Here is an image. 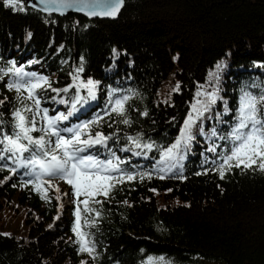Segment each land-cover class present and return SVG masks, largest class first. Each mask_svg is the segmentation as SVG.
Instances as JSON below:
<instances>
[{"label": "trees", "instance_id": "trees-1", "mask_svg": "<svg viewBox=\"0 0 264 264\" xmlns=\"http://www.w3.org/2000/svg\"><path fill=\"white\" fill-rule=\"evenodd\" d=\"M18 2L23 11L0 0V137L12 134L20 107V93L7 87L14 64L47 79L51 87L37 91L40 110L68 116L60 128L98 121L85 131L112 137L81 155L115 153L135 179L96 197L102 203L92 213L79 204L90 255L74 232L71 185L56 178L37 190L24 168L0 170V264H264V172L233 167L221 179L218 171L232 146L220 136L238 123L240 98L264 93V0H126L114 20L47 14ZM88 80L94 96L80 86ZM198 92H215L216 103L169 170L164 152L181 139L192 106L206 100ZM125 95L120 117L110 109ZM129 136L153 148L136 149ZM65 188L74 201L63 196L62 208L56 190Z\"/></svg>", "mask_w": 264, "mask_h": 264}, {"label": "snow or ice", "instance_id": "snow-or-ice-1", "mask_svg": "<svg viewBox=\"0 0 264 264\" xmlns=\"http://www.w3.org/2000/svg\"><path fill=\"white\" fill-rule=\"evenodd\" d=\"M4 2L9 8L24 10L22 2H18V0H4ZM40 3L45 5L46 10L49 11H51L50 5H55L57 10L76 7L81 11L102 7L103 12L90 11L88 14L115 16L122 6L123 0H113L111 3L107 0L104 3H101L100 0H95L93 3H89L88 0H40ZM220 68L221 65H217V69ZM82 71V68L77 69V72ZM7 73H11L14 77L13 82L9 83L7 87L20 93L17 97L20 107L12 114L14 118L12 134L0 137V145H2L0 147V161L7 159L6 164L0 165V170L7 169L15 175L18 168H24L25 172L22 175L29 176L30 179L27 183L33 184L37 190L44 185V177L59 178L71 185L77 199L74 232L80 238V251L91 255L95 249L94 245H91L90 241L85 238L87 234L81 231L79 204L84 205L83 211L85 213H92L94 209L91 205L102 203L96 197L101 195L108 197L110 191L125 177L130 181L135 179V176L127 174L121 169L120 164L124 161H121L115 153L112 154L113 158L104 160L93 155H81L87 152L89 148L98 145L107 147V141L112 138L99 131L95 134L91 131H85L91 128L92 123H98V121L84 123L77 127L60 128V122L67 120L68 116L60 113L52 117L48 115L46 110H40L41 100L37 91L43 84L51 87L46 78H37L34 74L25 73L22 68L16 67L14 64L7 69ZM211 76L216 78L217 74L212 73ZM80 86L87 89L89 96H94L95 82L88 80L86 84L81 82ZM174 90L178 91L179 85ZM53 91L56 90L53 89ZM197 95L206 96V100H197V103L192 106V113L184 121L183 130L180 134L181 139L164 152L165 161L172 162L169 165V170L183 158L180 150L182 146L186 149L194 138L192 130L202 113L208 111L210 105L215 104L217 100L215 92H198ZM128 99L129 96L127 95L116 98L112 102L110 111L117 116L124 117L126 114L125 104ZM79 102L80 98H75V103ZM75 103L72 105L73 108ZM29 114H31V118ZM37 116L41 118L40 127L37 126ZM121 122L130 123L127 118L122 119ZM34 132L42 134L33 136L32 133ZM212 135L216 136L217 133L213 130ZM127 139L136 149L151 150L153 148L151 143L142 144L139 137L129 136ZM220 139L228 140L232 145L229 154L222 157L223 163L218 169L221 179L225 175L224 170H231L233 167L242 168V170L258 169L264 172V93L259 95H254L248 91L243 93L240 98L238 123L228 135L220 136ZM123 150L131 151V148ZM209 151L215 152V146ZM3 153H7V157ZM25 153L29 155L25 157ZM135 154L140 155L142 153L137 152ZM9 165H15V167ZM160 178L163 179V176ZM81 196L84 197L82 201L80 200ZM95 215L99 217L100 213L96 211Z\"/></svg>", "mask_w": 264, "mask_h": 264}, {"label": "water", "instance_id": "water-1", "mask_svg": "<svg viewBox=\"0 0 264 264\" xmlns=\"http://www.w3.org/2000/svg\"><path fill=\"white\" fill-rule=\"evenodd\" d=\"M25 1L30 8L35 9V10L40 11V12H43V13L57 14L60 16H67L70 14H79V15H83V16L87 17L88 19H91V20H95V19L114 20V19H117L119 17V15L121 14V12L124 9L125 4H126V0H123V4L120 7L118 13L115 16H108V15H103V14H100V15L88 14L90 11L103 12L104 9L102 7H97L95 9H86L83 11L78 10V8H76V7H73V8H69V9H64L62 11H58V10H53L56 7L55 5H50L51 11H49V10H46L45 5L40 3V0H25ZM88 2L93 3V2H95V0H88ZM100 2L104 3L105 0H100ZM107 2L111 3V2H113V0H107Z\"/></svg>", "mask_w": 264, "mask_h": 264}, {"label": "rangeland", "instance_id": "rangeland-1", "mask_svg": "<svg viewBox=\"0 0 264 264\" xmlns=\"http://www.w3.org/2000/svg\"><path fill=\"white\" fill-rule=\"evenodd\" d=\"M66 11H67V10H66ZM66 11H65V12H66ZM165 93H166V92L163 91V92H161V95H164Z\"/></svg>", "mask_w": 264, "mask_h": 264}, {"label": "bare ground", "instance_id": "bare-ground-1", "mask_svg": "<svg viewBox=\"0 0 264 264\" xmlns=\"http://www.w3.org/2000/svg\"><path fill=\"white\" fill-rule=\"evenodd\" d=\"M53 10H57L56 7H55V9H53ZM58 11H62V10H58Z\"/></svg>", "mask_w": 264, "mask_h": 264}]
</instances>
